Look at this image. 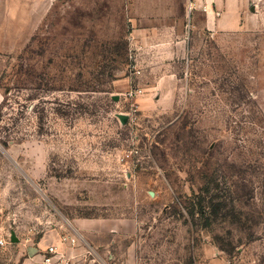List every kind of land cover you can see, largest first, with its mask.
Returning <instances> with one entry per match:
<instances>
[{
    "label": "rangeland",
    "instance_id": "obj_1",
    "mask_svg": "<svg viewBox=\"0 0 264 264\" xmlns=\"http://www.w3.org/2000/svg\"><path fill=\"white\" fill-rule=\"evenodd\" d=\"M190 1L53 0L31 36L3 5L0 264L98 218L117 230L109 264H264V24L208 31ZM212 179L237 186L251 229L189 213ZM228 231L231 255L216 241Z\"/></svg>",
    "mask_w": 264,
    "mask_h": 264
},
{
    "label": "crops",
    "instance_id": "obj_2",
    "mask_svg": "<svg viewBox=\"0 0 264 264\" xmlns=\"http://www.w3.org/2000/svg\"><path fill=\"white\" fill-rule=\"evenodd\" d=\"M131 2L127 0L126 4L131 5ZM4 4L10 30L19 29V25L24 23L31 36L46 18L53 0H0V22L4 18ZM263 4L259 3V8ZM189 8V17L192 14L203 15V26L208 31L233 32L264 24V12L254 7V11L249 13L245 0H192ZM233 11L237 12L235 20ZM188 26L190 29L195 26L193 19L190 18ZM184 41L183 38L175 41V57L184 58L188 54L182 52ZM3 101L4 94L0 89V107ZM112 226L109 220L99 218L60 224L46 232L33 248L27 247L29 257L22 264H41L43 253L49 246L56 247V264H109L104 260V254L109 252L112 244L106 236L117 231ZM109 258L111 262L116 260L115 254H109Z\"/></svg>",
    "mask_w": 264,
    "mask_h": 264
},
{
    "label": "trees",
    "instance_id": "obj_3",
    "mask_svg": "<svg viewBox=\"0 0 264 264\" xmlns=\"http://www.w3.org/2000/svg\"><path fill=\"white\" fill-rule=\"evenodd\" d=\"M228 182H219L212 179L209 182H204L203 185L198 189V193H194L190 199L189 210L192 216L199 217L200 221H204V227H209L217 221L228 222L232 225L237 226L238 231H247L251 229L247 223L250 218L244 216L242 210L237 209L231 203L233 202V194L235 193L237 186L227 185ZM225 191V193H224ZM228 199V200H227ZM264 212L258 214V219H262ZM227 241L221 237L217 238L218 247L231 255L235 249L232 242V233L228 231ZM257 236L254 233L248 232L246 234V240L255 241ZM239 243L242 245L241 240Z\"/></svg>",
    "mask_w": 264,
    "mask_h": 264
},
{
    "label": "built area",
    "instance_id": "obj_4",
    "mask_svg": "<svg viewBox=\"0 0 264 264\" xmlns=\"http://www.w3.org/2000/svg\"><path fill=\"white\" fill-rule=\"evenodd\" d=\"M7 243V240L5 238H0V245L5 246ZM56 247L49 246L46 248L45 252L43 253V259L41 264H56L55 262V256H56Z\"/></svg>",
    "mask_w": 264,
    "mask_h": 264
},
{
    "label": "water",
    "instance_id": "obj_5",
    "mask_svg": "<svg viewBox=\"0 0 264 264\" xmlns=\"http://www.w3.org/2000/svg\"><path fill=\"white\" fill-rule=\"evenodd\" d=\"M12 242H17V238H16L15 234H13V236H12Z\"/></svg>",
    "mask_w": 264,
    "mask_h": 264
}]
</instances>
